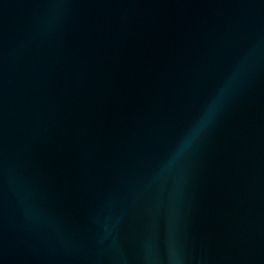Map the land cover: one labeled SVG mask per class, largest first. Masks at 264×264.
Here are the masks:
<instances>
[{
  "label": "water",
  "instance_id": "95a60500",
  "mask_svg": "<svg viewBox=\"0 0 264 264\" xmlns=\"http://www.w3.org/2000/svg\"><path fill=\"white\" fill-rule=\"evenodd\" d=\"M0 264H264V0H0Z\"/></svg>",
  "mask_w": 264,
  "mask_h": 264
}]
</instances>
